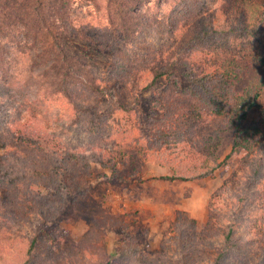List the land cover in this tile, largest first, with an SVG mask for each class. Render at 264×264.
<instances>
[{
    "label": "trees",
    "instance_id": "16d2710c",
    "mask_svg": "<svg viewBox=\"0 0 264 264\" xmlns=\"http://www.w3.org/2000/svg\"><path fill=\"white\" fill-rule=\"evenodd\" d=\"M218 1L2 0L3 230L24 216L28 222L46 199L42 185L79 203L90 191L92 165L119 182L140 179L149 160L170 172L162 179L212 176L224 164L223 135L233 132L231 154L242 158L248 188L229 199L225 218L213 215L215 200L203 226L178 210L176 255L169 241L155 257L124 241L116 250L121 256L103 264H164L168 252L182 264L200 256L209 264H264V0H223L236 5V25L211 18ZM151 32L156 42L148 40ZM68 34L109 52L105 76L65 47ZM120 88L131 91L133 103L118 100ZM147 92L152 99H143ZM115 98L117 107L102 108ZM73 129L77 136L70 137ZM119 140L135 148L112 150ZM229 182L235 184L224 186ZM49 221L41 216L24 237L18 264H41L47 243L56 248L59 227Z\"/></svg>",
    "mask_w": 264,
    "mask_h": 264
},
{
    "label": "rangeland",
    "instance_id": "374dc122",
    "mask_svg": "<svg viewBox=\"0 0 264 264\" xmlns=\"http://www.w3.org/2000/svg\"><path fill=\"white\" fill-rule=\"evenodd\" d=\"M236 11V5H229L228 1L219 0L210 12L215 22L231 21L236 25L241 24ZM87 39L68 34L64 44L72 54H77L82 61L91 64L105 76L111 56L109 52L100 50L96 44ZM158 39L159 36L154 32L148 35L149 41L156 42ZM113 84L108 85L113 86ZM117 95L118 100L125 99L133 103L134 97L127 88L123 91L120 88ZM152 97V94L147 92L143 99L150 100ZM262 102H264V90ZM101 105L103 109H114L118 104L115 98L103 101ZM256 116L257 111H251L246 123ZM75 136L77 130L73 129L70 137ZM233 138V132L224 133L221 151L224 164L212 176L201 179H162V175L170 172L149 160L144 163L140 171V179L135 178L132 181L130 179L127 182L109 180L105 177L111 175L109 169L104 172L105 174L99 175L100 169L92 165L94 175L88 178L90 191L77 204L69 203L70 198L62 201L53 187L49 189L42 185L40 190L45 194L46 199H42L36 209L29 211L28 222H23L28 219L24 216L22 222L13 223L7 229L3 230L0 227V264L19 263L20 255L23 254L26 245L24 237L31 236L35 232L41 216L49 218L50 224L59 227L57 246L53 249V245L47 243L49 251L43 252L41 264H103L114 253L116 257L121 256L116 250L124 241L129 242L137 250L144 251L150 257L157 255L163 241H169L171 251L176 255L178 250L177 244L174 243L176 234L173 222L178 210L187 212L203 226L210 214L211 200H215L213 215L216 218L222 216L225 218L226 211L229 210V199L238 190L248 188L246 180L249 175L243 171L242 158L231 154ZM74 142H77L76 139ZM111 147L112 150L135 148L123 145L120 140ZM139 157L144 158L143 154ZM229 179L235 184L229 182L224 186ZM230 186L231 189H227ZM82 189L85 188L82 186ZM220 190H223V193L225 191L223 196ZM67 203L69 205L65 208ZM62 208L63 211L60 212ZM125 223L129 224L130 228H124ZM169 255L168 252L167 256L163 257L164 261L168 257L164 264H182ZM121 259L126 260L124 257ZM195 263L209 264L208 259L203 256L198 257ZM250 264H254L253 260Z\"/></svg>",
    "mask_w": 264,
    "mask_h": 264
}]
</instances>
